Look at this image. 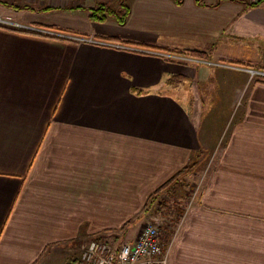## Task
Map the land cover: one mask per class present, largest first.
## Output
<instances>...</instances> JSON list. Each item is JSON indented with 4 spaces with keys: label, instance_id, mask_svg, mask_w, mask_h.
Here are the masks:
<instances>
[{
    "label": "crops",
    "instance_id": "obj_1",
    "mask_svg": "<svg viewBox=\"0 0 264 264\" xmlns=\"http://www.w3.org/2000/svg\"><path fill=\"white\" fill-rule=\"evenodd\" d=\"M70 1H0V26L69 38L0 27V264H71L89 241L135 242L151 195L186 167L177 184L198 177L193 197L160 228L169 264H264V79H251L264 71V3L109 0L130 7L120 25L61 10ZM198 100L212 102L195 116L183 101Z\"/></svg>",
    "mask_w": 264,
    "mask_h": 264
},
{
    "label": "built area",
    "instance_id": "obj_2",
    "mask_svg": "<svg viewBox=\"0 0 264 264\" xmlns=\"http://www.w3.org/2000/svg\"><path fill=\"white\" fill-rule=\"evenodd\" d=\"M247 2L257 5L264 0ZM258 76L264 79V71L251 72V79ZM71 264H169V249L159 228L147 224L135 242L125 243L119 250L105 240L89 241L82 245L79 258Z\"/></svg>",
    "mask_w": 264,
    "mask_h": 264
},
{
    "label": "rangeland",
    "instance_id": "obj_3",
    "mask_svg": "<svg viewBox=\"0 0 264 264\" xmlns=\"http://www.w3.org/2000/svg\"><path fill=\"white\" fill-rule=\"evenodd\" d=\"M0 1H7L12 4L16 5H28L31 6V8H38V7H44L47 5H54V4H61L64 0H51L50 3H44V4H32L30 3L29 0H0ZM68 2V1H67ZM107 3L108 5H111L109 0H71L70 4L73 5H86V6H98L101 3ZM5 7L0 4V9L5 10ZM54 15H45L42 16L44 18V21H49L52 19ZM43 20V19H42ZM4 21L0 19V24H3ZM13 27V26H12ZM78 39V38H77ZM79 40H83L80 39ZM28 40H24V43H28ZM185 104H189L190 110L193 112L195 116H197L198 112H205L209 106H211L212 101H206V100H198V101H183ZM207 167L206 164V157L202 158L199 165L196 168V172H199L201 170H205ZM198 177L194 179H188L181 183L182 185H179L180 193L178 195L174 194L171 198L168 197H160L158 202H155L156 206L151 208L149 212L146 214V218L149 220L147 221L146 224H152L156 227L160 228L164 227L165 225L169 226L174 223V219L177 215H175L176 211H180L183 206L193 197L192 189L194 188ZM184 190V191H183ZM146 226V225H145ZM144 226V227H145ZM116 246L120 247L121 246V241H119ZM79 258V257H78ZM77 258V259H78Z\"/></svg>",
    "mask_w": 264,
    "mask_h": 264
},
{
    "label": "trees",
    "instance_id": "obj_4",
    "mask_svg": "<svg viewBox=\"0 0 264 264\" xmlns=\"http://www.w3.org/2000/svg\"><path fill=\"white\" fill-rule=\"evenodd\" d=\"M181 1L182 0H179V3H181ZM197 1L199 2L200 0H197ZM14 8L16 10H27V7H16L15 6ZM52 10H53V8H46L44 11H52ZM61 10H67V11L85 10L88 12L89 18L92 22L103 23L108 18H113L120 25H123L126 23L128 17H129V14H130V7L124 1H122L120 3V6L118 9H114L112 6L107 5V4H100V5L92 7V8H83L81 6H69V7L61 8ZM39 12H42V11L40 10ZM0 27L3 29H7L10 31H14V32H20L23 34L36 35V36H42V37H48V38H55V39H60V40H69V38H62V37L52 35L49 33H43L40 31H34V30H30V29L15 28V27H10V26H3V25ZM49 29L57 31V32H65L68 35L73 34V35L84 37V35H82L81 33L70 31V30H63V29H59L57 27H51ZM106 40H108L110 42H115V43H121L122 42L119 39L114 38V37L106 38ZM126 43L129 45H135V46H139V47L147 48V49H151V50L168 51L171 53L184 54V55H187V56L195 58V59H201V60H210L211 59L210 53L197 51V50L179 51L176 49H174V50L163 49L160 47H156V46H152V45H148V44H142V43H134V42H126ZM187 170H188V167H186L183 171L179 172L177 175H175L173 178H171L169 181H167L164 185H162L159 189H157L151 195L150 200L152 202L149 204L152 205V203L157 202L159 200L160 196L162 195V193L168 191L169 188L173 189L174 187H176V185H179V184H177V182L180 183L179 179H180L181 175H183ZM150 209H151V207L147 208L146 213H148Z\"/></svg>",
    "mask_w": 264,
    "mask_h": 264
}]
</instances>
